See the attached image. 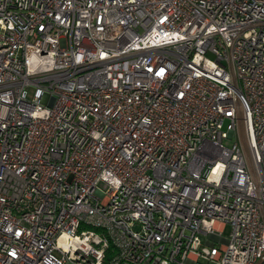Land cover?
Segmentation results:
<instances>
[{"label": "built area", "instance_id": "1", "mask_svg": "<svg viewBox=\"0 0 264 264\" xmlns=\"http://www.w3.org/2000/svg\"><path fill=\"white\" fill-rule=\"evenodd\" d=\"M0 264H264V0H0Z\"/></svg>", "mask_w": 264, "mask_h": 264}, {"label": "rangeland", "instance_id": "2", "mask_svg": "<svg viewBox=\"0 0 264 264\" xmlns=\"http://www.w3.org/2000/svg\"><path fill=\"white\" fill-rule=\"evenodd\" d=\"M228 143H229V142L227 141L226 144H228ZM228 230H229V228L227 227L225 231L228 232Z\"/></svg>", "mask_w": 264, "mask_h": 264}]
</instances>
